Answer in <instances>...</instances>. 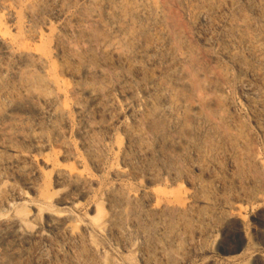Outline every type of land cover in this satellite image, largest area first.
Returning <instances> with one entry per match:
<instances>
[{
	"label": "rangeland",
	"instance_id": "rangeland-1",
	"mask_svg": "<svg viewBox=\"0 0 264 264\" xmlns=\"http://www.w3.org/2000/svg\"><path fill=\"white\" fill-rule=\"evenodd\" d=\"M0 20V264H264V0H0ZM72 190L73 240L36 216ZM24 209L41 255L1 235Z\"/></svg>",
	"mask_w": 264,
	"mask_h": 264
},
{
	"label": "bare ground",
	"instance_id": "bare-ground-1",
	"mask_svg": "<svg viewBox=\"0 0 264 264\" xmlns=\"http://www.w3.org/2000/svg\"><path fill=\"white\" fill-rule=\"evenodd\" d=\"M11 45V40L7 38V28L2 25L0 20V52L1 54H7ZM5 65L1 64L0 71L3 73L5 70ZM49 95V94H48ZM48 95H42L38 92H32L30 94V97L27 99V104H31L36 101H50V96ZM14 105L10 103L4 104L2 108V113L0 114V121H6L10 120L14 117ZM185 139L180 138L178 141V144H181ZM65 175L63 172L59 171L57 173V181L63 182L65 180ZM84 194V191L81 190L80 193H77L75 190H72L70 193H65L63 195H58L57 193L49 194L44 197L42 202H40V205L37 206V218L39 215L44 216L45 218V224L46 227L57 231L59 234L68 236L72 240L76 238L77 235V227L74 225V222L70 218L68 214H65L62 211H56L54 210V206L56 203H59L60 205H67L70 204L76 199ZM18 196H21V193H18ZM99 210H97V214L94 215V219H99ZM102 215V213L100 214ZM30 217V214L24 209L19 211L18 218H16L13 222L8 223L4 225V229L1 232V235H5L6 237H10L13 242L16 243H31L36 242L37 244V252L38 254H43L44 245L48 241L47 236L41 231L36 230L33 233H29L25 228L29 226L30 221L28 218ZM95 221V220H94ZM98 223L97 226L100 229V232L105 230V223H100L99 220H97ZM70 239V240H71Z\"/></svg>",
	"mask_w": 264,
	"mask_h": 264
}]
</instances>
